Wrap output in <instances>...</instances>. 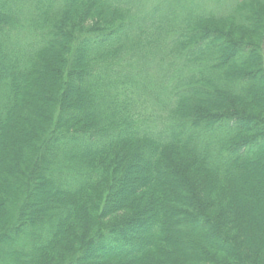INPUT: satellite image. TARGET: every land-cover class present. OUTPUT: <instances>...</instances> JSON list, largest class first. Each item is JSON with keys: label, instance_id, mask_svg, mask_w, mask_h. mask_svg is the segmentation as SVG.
<instances>
[{"label": "trees", "instance_id": "1", "mask_svg": "<svg viewBox=\"0 0 264 264\" xmlns=\"http://www.w3.org/2000/svg\"><path fill=\"white\" fill-rule=\"evenodd\" d=\"M0 264H264V0H0Z\"/></svg>", "mask_w": 264, "mask_h": 264}]
</instances>
